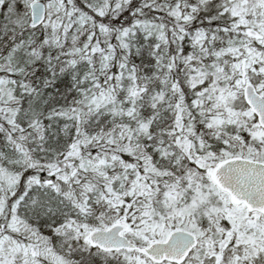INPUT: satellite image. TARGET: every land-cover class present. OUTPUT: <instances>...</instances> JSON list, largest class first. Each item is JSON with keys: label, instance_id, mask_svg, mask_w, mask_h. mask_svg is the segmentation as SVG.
Wrapping results in <instances>:
<instances>
[{"label": "snow or ice", "instance_id": "snow-or-ice-1", "mask_svg": "<svg viewBox=\"0 0 264 264\" xmlns=\"http://www.w3.org/2000/svg\"><path fill=\"white\" fill-rule=\"evenodd\" d=\"M0 264H264V0H0Z\"/></svg>", "mask_w": 264, "mask_h": 264}]
</instances>
